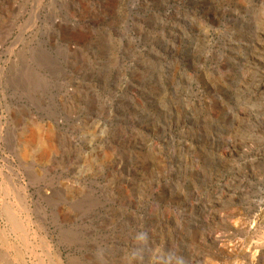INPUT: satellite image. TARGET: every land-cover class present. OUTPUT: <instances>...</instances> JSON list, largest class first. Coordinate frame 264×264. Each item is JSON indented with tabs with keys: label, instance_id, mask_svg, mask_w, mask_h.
<instances>
[{
	"label": "rangeland",
	"instance_id": "374dc122",
	"mask_svg": "<svg viewBox=\"0 0 264 264\" xmlns=\"http://www.w3.org/2000/svg\"><path fill=\"white\" fill-rule=\"evenodd\" d=\"M53 258L264 264V0H0V264Z\"/></svg>",
	"mask_w": 264,
	"mask_h": 264
},
{
	"label": "bare ground",
	"instance_id": "6f19581e",
	"mask_svg": "<svg viewBox=\"0 0 264 264\" xmlns=\"http://www.w3.org/2000/svg\"><path fill=\"white\" fill-rule=\"evenodd\" d=\"M28 131H29L28 136L23 140L22 153H27L31 149H34L35 150L34 155L36 157V160L38 162L45 161L48 158V156L51 154V152L54 150V147H55L54 146V140H53V133H52L51 129L48 127L40 126L37 124V125H34ZM14 199H15L14 203L16 204L15 208L18 210H21V207L23 204L22 199H20L18 196L14 197ZM15 210L13 208L8 207L7 205H3L2 206V216L5 219V221L7 222V224L9 225V227L16 234H18V237L20 238V240L25 242L26 239H28V236H30V235H29V233H27L25 231V229L19 223V221L16 217L17 215H16ZM40 243H41V245H43L42 242H40ZM259 260L262 261L263 259L260 257ZM52 261H53L52 262L53 264H58V261L56 259L53 258ZM253 264H255V263H253Z\"/></svg>",
	"mask_w": 264,
	"mask_h": 264
}]
</instances>
